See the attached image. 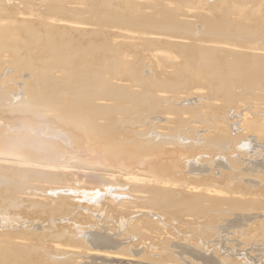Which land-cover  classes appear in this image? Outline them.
<instances>
[{"label": "bare ground", "instance_id": "obj_1", "mask_svg": "<svg viewBox=\"0 0 264 264\" xmlns=\"http://www.w3.org/2000/svg\"><path fill=\"white\" fill-rule=\"evenodd\" d=\"M83 15L89 17L83 19ZM196 25L200 26L198 34ZM154 46L158 48L154 50ZM126 47L133 55L124 52ZM146 51L150 52L143 57ZM144 64L153 65L151 74H146ZM231 87L253 91L252 101L259 98L260 104H255H264V0H0V115L14 117L11 123H16L0 126V175L26 190L13 202L47 212L57 213L69 207L70 201L75 202L65 189L84 191L80 197L95 203L97 199L86 194L87 189L105 192L106 185H116L128 192L129 199L134 197L132 200L153 193L161 201L155 206L163 209V214L169 213L171 221L206 230L207 218L212 219L213 209L227 202L223 197L227 199L230 193L143 179L146 171H151L148 167H156L162 175L169 173L176 161L145 165L148 156H164L169 151L134 128L148 116L170 109L161 106L166 99L163 94L174 98L183 90L204 100L200 104L205 111L201 122L213 125L214 142L218 143L226 139L228 127H234L230 117L227 123L221 116L223 108H230L237 96ZM228 100H232V105L228 102L231 106ZM244 101L238 109L241 104H252L249 99ZM255 104L250 112L240 113L242 118L234 115L237 121L232 117L241 131L235 138L228 135L234 148L239 146L240 150L252 140L264 143V109ZM170 110L175 116L182 112ZM41 119L52 121L54 131L38 130L44 131V136L23 132L34 129L25 126ZM155 137L161 135L156 133ZM88 142L103 145L102 157L77 156L85 152ZM114 161H122L125 169L118 171ZM137 161L144 163L138 171L141 175L133 170ZM49 189L59 193L56 200L48 198ZM163 189L181 194L166 198ZM243 196H231L228 202L238 210L259 206L256 200L255 205ZM102 200H106L103 208L108 211L120 206L115 200ZM262 221L252 229L258 226L257 232L264 237ZM77 229L42 239L40 244L28 234H2L0 264H166L135 263L143 251L139 240H147L150 258L156 257V250L168 252L165 260L170 264L219 263L210 251L209 257H204L206 250H197L203 246L192 245L178 230V235H140L137 244L129 241L125 249L117 250L101 235L82 234ZM42 245L44 249H40ZM182 245L188 247H181L187 252L190 248L201 253V258L191 251L192 260L176 262L172 256ZM225 259L223 256L220 264L232 260Z\"/></svg>", "mask_w": 264, "mask_h": 264}, {"label": "rangeland", "instance_id": "obj_2", "mask_svg": "<svg viewBox=\"0 0 264 264\" xmlns=\"http://www.w3.org/2000/svg\"><path fill=\"white\" fill-rule=\"evenodd\" d=\"M212 1L213 0H207V2ZM204 3L205 2H203L202 5H204ZM87 16L88 15H83L82 18L87 19L89 17ZM194 31L198 34L200 26L196 25ZM145 48L152 49L149 46H145ZM157 48L158 46H154V50ZM150 51L144 52L143 57H145L146 54H149ZM124 52L133 55V51L130 50L129 47H126ZM144 65L146 74H151L153 71L152 69H154L153 65ZM231 88L235 89V92L234 89L233 92L237 95L235 96L237 99L234 98V95L231 96L235 101H240L241 98H243L245 100H243L244 102H247L249 99L252 103H244V105L246 104L244 107L242 106L243 104H241L242 107L240 106V109H238V106L240 103H243V101H236V105L234 101L232 105V100H228L227 104L230 102L229 104L235 107L232 109V106L228 104L231 106L230 108H223L221 116L227 123L229 122L228 117H230V120L232 121L229 123L234 126L232 129L228 127V135L230 134L231 138H235L239 135H237V133H240L241 131L239 124H234V119L237 121L234 117L240 115V113L244 115L247 110V112H250L255 102L260 104V100L257 98L258 101L256 99L254 100L255 102L252 101L253 95L251 93H253V91L241 92L242 87ZM193 91L191 90L192 93ZM240 92H245L244 94L249 93L250 95H248L251 98L248 97L247 99L248 95H245V98L244 94H241ZM240 94L244 97H239L241 96ZM163 95H165L166 99L161 106H168L170 109H181L182 112L175 116L169 109L162 115L148 116L143 120L140 127L134 128V130L145 139H150L155 144H161L166 151H169L164 156H148L145 165L154 164L158 166L164 163H173L175 161L176 164L174 165V168H170L169 173L162 175L157 173L156 167H148L151 171H146L147 175L142 178L146 180L156 179L171 182L170 184L173 183L179 187L182 186L181 188H185L187 185H193L217 191L225 190L230 193V195L227 196V199L223 197L227 202H221L220 206L213 209L212 219L207 218V220L210 221L204 224L207 226L206 230L192 226H181L179 223L171 221L170 219L172 217L169 213L166 214L167 212H165L163 214V209L160 207V209H158L155 206V204L160 203L161 201L158 200L153 193L147 195L144 199L132 200L134 197L129 199L127 196L128 192L125 191L124 188L116 185H106L107 190L105 192L87 189L88 191H85V193L91 195V197H95L97 199L95 203H91L88 200L85 201L80 197L84 191H77L70 187L71 189L65 190H68L73 194L69 196H73L75 202L70 201L69 207H65L57 213L47 212L34 205L27 206L24 203L13 202L18 194L25 193L26 190L18 185L15 180H10L5 176L0 175V239H2V234L22 233L28 234L32 237V240H35V243L40 244V240L42 239H47L55 234H65L67 231L73 233L74 229L78 228L77 231L82 232V234L97 233L105 238L107 243L115 244L117 250H123L129 241H131L133 245L137 244L136 238L138 237L139 239L140 235L147 236L150 234V236L153 237L160 234V232L167 233L168 235H178V230V232H182L183 238L192 245L196 244L197 246H203L197 250L201 252L205 249L207 254L204 253V257H209V251L214 254V256L217 257V262H219L217 264L221 263L220 259L223 258V256L226 258L225 260L228 259L227 261L232 259L231 262L227 264H238V262L239 264H243L244 262L246 264H264V237L257 232L258 226L255 229H252L253 226L262 223V220L264 219V206H261L264 203L262 202V200L264 201V143L259 142L260 140H252L253 143L250 141V143L240 146L241 149L243 148L241 151L242 153L240 152L241 149H238L239 146H236L235 149L230 145L231 142L228 135L225 140L216 143L214 142L216 134L213 133L214 130L211 128L213 125L209 122L211 126H206L201 122L205 111H203L200 104L204 100H199L198 97L194 98L191 95L184 93L183 90H180L177 95H174L176 96L174 98L173 96L169 97L167 94ZM224 102L225 101H223V103ZM250 105H252V107ZM257 105L255 107L259 108L261 106L262 108L263 106L264 109V104L260 106ZM219 106H221V104ZM245 108L246 110L244 111ZM236 110L239 111L236 113ZM240 118H242L241 115ZM13 119L14 117L11 118L9 115H0V126L15 121ZM32 123L33 124L30 126L25 127H32L34 129H27V131L23 132L29 134L38 133V130H48L49 132H53V129L56 128V125L52 121H43L41 119V121L36 120ZM156 133L160 134L161 137L156 138ZM38 134L44 136L45 133L42 131ZM139 134L135 135L141 139ZM24 145L28 148L29 144L25 142ZM234 149L236 151L239 150V155ZM83 150L85 152L79 153L77 155L78 157H86L90 155L93 159H98L99 157H102L103 145L98 142H88V145H86ZM243 151L250 152L244 154ZM259 151L261 154L258 153ZM243 154L245 156H243ZM114 162H116L114 166L118 171L125 169L122 161ZM143 165L144 163L141 164L137 161L133 168V170H136L135 173L139 174L138 171L142 170L141 168ZM47 184L48 186H51L52 184L54 185L55 182ZM163 190L166 191V198H178L181 194V191L179 190ZM45 191L46 190H43L41 193H44ZM160 192L162 191H159L158 193ZM13 194L15 195L11 198ZM46 194L48 198L52 200H56L59 195L58 192L52 189L47 190ZM60 194L62 195L63 192ZM241 194H244L243 198L245 200L250 198V202L255 203V205L257 204L255 202L256 200L259 202L257 205L261 207H254L252 210L250 208H248V210H238L233 208L228 201H232L231 196ZM103 197L115 200L120 206H113L112 211L104 209L103 203L106 200L103 201ZM135 210L141 212H136ZM257 215H259V217L262 216L260 218L261 220L256 218ZM256 219L259 220V222H257ZM256 222L257 224H255ZM247 233L250 234L247 235ZM82 234H80L79 238H83ZM117 243H120V246H118ZM138 243L142 245L143 251L141 255L138 256V259H134L135 263L140 260L144 262L164 261L166 264H170L165 260L166 257L170 255L168 252L165 254L163 250H156L154 251L156 257L150 258L149 255L146 254L148 250L147 240H139ZM183 246L184 245L178 246L180 248H176L175 254L173 253L174 256L172 257L176 262L180 259L192 260L191 257H193V255H189L188 252L191 253L193 249L191 250L189 248V251L187 252L184 249H181ZM44 248L45 245L40 247V249ZM187 248L188 247L185 249ZM179 253L184 256L179 255ZM192 253L199 258L202 256L201 253H197L196 251H192ZM228 255H233V257H227ZM179 256H183L184 258H180ZM47 260L52 261V256L47 255Z\"/></svg>", "mask_w": 264, "mask_h": 264}]
</instances>
